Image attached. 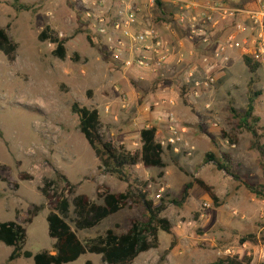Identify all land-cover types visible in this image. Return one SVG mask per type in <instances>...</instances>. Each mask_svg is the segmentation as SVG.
<instances>
[{"label": "rangeland", "instance_id": "374dc122", "mask_svg": "<svg viewBox=\"0 0 264 264\" xmlns=\"http://www.w3.org/2000/svg\"><path fill=\"white\" fill-rule=\"evenodd\" d=\"M94 1L0 0V28L7 30L18 45L14 62L0 53V223L16 222L26 228L28 238L23 252L34 256L54 254L56 241L49 236L47 221L52 207L41 192L46 181L54 182L53 191L71 203L76 196L84 195L104 205L98 195L106 189L116 194L143 192L156 207L165 205L163 217L172 223L174 234L161 232L159 249L141 255L134 264H221L227 258L264 264V157L253 148L252 135L239 130V122L231 112L234 108L244 113L250 98H254L264 136V66L253 75L243 61L255 40L260 43L264 19L255 26L238 21L240 14L228 20L219 17V26L209 27L211 45L196 41L204 46L195 63L197 69L205 76L213 67L210 76L215 83L209 88L182 81L185 72L194 67L193 62L173 77L169 73L157 81L137 84L133 75L140 69L117 62L107 40L87 17L91 8L86 7L98 9ZM106 1L98 16L106 15L111 27L114 1ZM252 1L258 8L259 0ZM168 24L169 30L177 28L183 35L173 14ZM238 24L245 27L244 33H237L240 47L227 46L223 60H214L213 54L226 44L229 35L236 33ZM47 27L66 42L65 60L54 56V45L40 40ZM188 89L198 93L191 107L186 98L191 92ZM159 93L174 95L177 100L170 108L179 113L185 106L192 119L184 127L174 125L183 142L164 147L167 168L146 169L139 165L126 170L122 179L107 173L79 130L74 104L99 110L105 139L136 153L142 148L140 133L148 119L146 108L155 112L157 107L149 104ZM40 104L47 105V110ZM223 133L235 135L237 144L224 138ZM159 141L165 139L161 136ZM261 144L264 146V137ZM209 154L229 167L232 174L208 162ZM199 180L220 197L219 206L197 184ZM42 205L44 211L29 224L30 213ZM70 217L69 224L77 231L71 222L73 208ZM145 220L144 207L133 204L92 230L78 231V236L88 242L109 230L122 235L133 221ZM251 235L257 240L241 243ZM13 251L0 242V264H35L34 259L25 258L10 262ZM71 264L104 263L100 256L88 253Z\"/></svg>", "mask_w": 264, "mask_h": 264}, {"label": "trees", "instance_id": "16d2710c", "mask_svg": "<svg viewBox=\"0 0 264 264\" xmlns=\"http://www.w3.org/2000/svg\"><path fill=\"white\" fill-rule=\"evenodd\" d=\"M161 11L164 10L163 4L156 0ZM165 19V18H164ZM159 21H167L166 19ZM42 42H50L55 46L54 56L60 60L67 58L66 42L56 33L47 27L41 34ZM18 45L12 40L7 30L0 28V53L3 54L9 62L16 60ZM244 64L249 72L257 74L262 65L254 63L249 56L243 57ZM259 96L258 93H253ZM73 112L79 117V130L88 141L90 147L95 152L96 157L101 163V168L107 173L124 178L126 170L142 165L146 169L157 168L166 169L165 148L162 142L157 138V129L155 127L145 128L140 133L142 148L140 151L133 153L124 146H116L114 143L107 141L102 134L101 114L97 109L80 107L74 104ZM231 112L236 121L239 122V130L245 131L252 135L253 148L258 150L264 157V146L261 140L264 137L259 127L260 118L255 114L254 98H250L247 110L244 113H238L234 108ZM224 138L229 139L233 145H236L238 139L235 135L223 133ZM228 158V156H226ZM208 162H215L218 167L227 174H232V170L222 165L215 155H207ZM161 176H164L162 173ZM24 180V179H23ZM26 180V179H25ZM210 197V200L219 206L221 199L213 192L212 188L207 186L203 181H197ZM55 183L46 181L45 188L41 192L45 199L51 204L52 211L48 216L49 236L56 241L54 246L55 253L43 252L34 256L30 252H23L27 244V230L16 222L0 223V242L7 247L14 248L10 256V262L21 258L34 259L35 264H71L78 261L86 254L100 256L104 264H134L137 259L152 250L160 247L159 235L164 232L168 235L174 234V227L163 213L166 211L165 205L159 207L148 199L145 193L139 195L132 191L126 193H112L109 189L100 192L98 197L104 201V205L97 204L89 197L81 195L76 196L72 203L63 196H59L57 191H53ZM191 185L187 189H189ZM53 192V195H52ZM187 197V191H185ZM133 204L144 207L146 211V220L143 222L133 221L129 230L122 235H117L114 230H109L106 235L99 236L88 242H83L78 231L92 230L109 217L119 213L127 207L132 208ZM73 208L74 217L71 222L75 224L74 231L69 224ZM45 207L38 206L30 213L28 223L32 224L34 220L44 211ZM257 236L251 235L248 239H242L241 243L256 241ZM175 246V243L172 244ZM221 264H251L252 259L239 260L227 258L220 262Z\"/></svg>", "mask_w": 264, "mask_h": 264}, {"label": "built area", "instance_id": "2783aa9c", "mask_svg": "<svg viewBox=\"0 0 264 264\" xmlns=\"http://www.w3.org/2000/svg\"><path fill=\"white\" fill-rule=\"evenodd\" d=\"M88 1V0H87ZM98 1V3H97ZM114 1V18L111 27H108L106 15L99 17V9L107 4L106 0H95L94 7L87 13V17L94 22L97 27V33L107 40V44L112 49L117 62L124 67L132 69L137 68L144 71H150L153 74H160L162 70H167L172 54V48L164 38L162 30L157 29L153 25L146 24L143 9L141 8L142 0H112ZM153 6L156 0H150ZM175 5H179V13L176 14V24L182 31L186 32L192 41H202L207 45H211L212 31L209 27L217 28L220 22L217 20L222 17L228 20L229 16L234 17L235 14H246L251 22L258 26L260 20L264 19V4L262 0L258 1V9L249 12L230 9L225 6L220 0H170ZM100 3V4H99ZM96 22L98 24H96ZM236 33L231 34L226 39V44L220 46L213 54L214 60L224 58L227 46L240 47L237 43V33H244L245 27L238 24ZM169 30V29H168ZM260 43L257 39L254 42V47L247 49L248 55L254 63L264 66V35L259 36ZM248 54V53H247ZM225 60H228L225 58ZM183 63V61H180ZM206 63L209 60L206 59ZM208 73L203 76V73L195 68L185 72L184 81L195 83L196 87L204 85L206 88L215 83V78L210 74L213 67H209ZM201 78L202 80L198 79ZM172 123L175 122L174 117L170 118ZM183 142V137L172 124L170 134L162 141L164 147H175ZM206 208L209 205H205Z\"/></svg>", "mask_w": 264, "mask_h": 264}, {"label": "crops", "instance_id": "0c3cea01", "mask_svg": "<svg viewBox=\"0 0 264 264\" xmlns=\"http://www.w3.org/2000/svg\"><path fill=\"white\" fill-rule=\"evenodd\" d=\"M163 6H164V10L161 11L159 10V5L156 2V6L151 3L150 0H142L141 1V8L143 9V14L145 16V22L146 24H150L153 25L154 27H156L159 30H162L164 33V38L166 39V41L169 43V45L173 46L172 47V54L173 56L171 57L170 61H169V65L167 67V70H162V72L160 74H153L150 71H140L137 70L136 75L134 80L135 82L141 83L144 82V80H148V81H157L159 80L158 77H160L161 75L166 76L167 74L170 73V76H174V73L176 74L177 71L185 68V67H190V64L193 62L194 67H196L195 63H198V55L199 53H201L203 51V43H199L197 44L196 41H192L189 37V35L182 31L183 35H181V32H179V29L177 28H172V30H168L169 29V20H170V16L171 14L174 15V17H176V14L179 13V5H176L170 1V0H159ZM223 2L225 3V5L229 8H233V9H238V10H242V11H252V10H257V4L255 3V1L252 0H223ZM158 11L155 17V12ZM148 13V15H147ZM146 14V15H145ZM147 16V17H146ZM158 16V17H157ZM149 17V18H148ZM147 18V19H146ZM166 19L167 21H159L160 19ZM164 19V20H165ZM231 20V19H230ZM237 20L238 21H245L250 22V24L252 25L251 20L249 19V17L245 14H240L239 16H237ZM148 21V22H147ZM223 23V22H222ZM217 31H215L216 33ZM214 33V32H213ZM247 36V35H246ZM213 53V50H212ZM182 57L186 58L187 61L185 59H182ZM180 61H183V63H180ZM193 67V68H194ZM192 69V68H191ZM182 81H184V75L183 77H181ZM163 89V88H162ZM160 89L159 92H162L163 90ZM191 92H189L188 95H186V98L189 99V104L191 107L192 102H196V100H198V93H193L194 90L193 89H188ZM173 97H169L164 93H159L158 96L153 95L152 99L150 101L149 105H155L157 107V109L155 110V112L150 113L149 110L150 108H146V110L148 109V111H146L147 114V120L145 121V123H143L142 126V130L145 128H152L155 127L157 129V138L159 139V137L162 136L163 139H166L169 134H170V126L176 125L179 126L182 125L184 127V123L190 124L189 122L192 120L190 117H188V112H189V108H186L185 106L181 109L182 111L179 113H175L173 109H171L170 107L173 106V104H175V100H177L174 95H172ZM191 113V112H189ZM199 111H197V114L199 115ZM176 115H178V119L176 117ZM174 117L175 122L172 123L170 121V118ZM186 119V121L184 120ZM179 120V122H178ZM182 122V124H181ZM197 121H192L193 124H197ZM167 129V130H166ZM138 167V166H136Z\"/></svg>", "mask_w": 264, "mask_h": 264}, {"label": "bare ground", "instance_id": "6f19581e", "mask_svg": "<svg viewBox=\"0 0 264 264\" xmlns=\"http://www.w3.org/2000/svg\"><path fill=\"white\" fill-rule=\"evenodd\" d=\"M41 105V104H40ZM47 105H41V107L43 108V109H46V108H48V107H46ZM47 110V109H46Z\"/></svg>", "mask_w": 264, "mask_h": 264}]
</instances>
